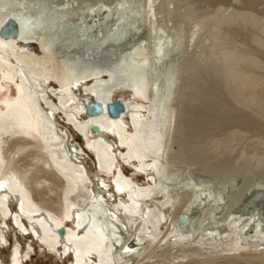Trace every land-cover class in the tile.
Instances as JSON below:
<instances>
[{"label":"bare ground","instance_id":"bare-ground-1","mask_svg":"<svg viewBox=\"0 0 264 264\" xmlns=\"http://www.w3.org/2000/svg\"><path fill=\"white\" fill-rule=\"evenodd\" d=\"M3 1L0 0V28L11 17L21 30L16 38L0 37V94L10 85L14 87L12 98L4 96L0 100L3 223L7 218L12 219L14 226L34 239L43 251L61 259L70 256V264H139L157 247L175 246L201 236L205 242L219 244L220 227L212 232L213 224L203 223L201 206L209 203L210 194L196 207L190 202L181 205L174 178L165 175L175 142L171 129L172 82L169 84L174 74L164 72L154 80L151 71H155L154 59L162 67L179 53L177 44L163 40L160 33L155 38L147 36L152 43L146 44L147 39L140 37L138 44L124 47L126 50L116 66L106 69L105 55L114 47L122 48L126 38H133L135 26L122 27V18H117L115 23L119 21V24L112 26L127 32V37L118 35V42L108 36L107 42L102 38L103 41L96 43L89 37H75L74 31L87 29L68 20L71 24L65 26L66 33L73 38L64 39L63 43L67 44L63 47L61 42H52L43 31L48 21L41 13L50 14L45 7L40 5L41 13H37L40 16L34 17L32 25L28 18L22 17L23 10L37 0H28L26 4L27 0H18L20 8L14 7L12 11L3 7ZM153 4L154 0H145L144 10L154 12ZM59 8H64L63 2ZM50 15L59 19L68 17ZM28 43L36 46L37 54L24 48ZM120 89L129 98L114 97ZM45 90L55 98L50 99ZM116 99L121 100L125 109L118 118H110L106 105ZM91 100L103 106L101 114H86L85 105ZM52 112L61 114L67 127L80 134L82 143L95 155L96 170L108 177L109 184L87 171L80 157L82 149L77 143L72 144V134L57 124ZM112 136L115 141L111 140ZM117 157L138 176L143 175L147 184H137L126 176L117 166ZM24 159L28 161L23 162ZM44 188L49 189L48 195ZM199 190L200 186L189 183L182 194L190 198ZM52 191L54 198V194L49 196ZM121 196L127 201H120ZM244 198L235 216L239 219L244 215L250 218V224L261 221L260 226H264V190H254ZM257 215H261L259 219ZM181 216L188 224L180 221ZM64 221H71L73 228L64 227ZM61 229L63 236L59 235ZM256 230L255 226L250 240L257 239ZM4 235H7L5 228L0 226V244ZM133 243L137 244L136 248H132ZM30 247L28 243L27 249ZM9 259L10 264H22L25 256L14 246Z\"/></svg>","mask_w":264,"mask_h":264},{"label":"rangeland","instance_id":"rangeland-1","mask_svg":"<svg viewBox=\"0 0 264 264\" xmlns=\"http://www.w3.org/2000/svg\"><path fill=\"white\" fill-rule=\"evenodd\" d=\"M17 1L4 0L3 7L6 10L20 8ZM62 2L64 8L60 9ZM144 3L145 0H37L30 8L23 6L26 9L22 17L28 18L29 25H32L34 17L40 16L37 14L41 13L38 9L40 5L50 14L68 15L59 19L45 11L41 13L48 21V27L43 31L52 42H61L63 47L67 44L63 43L64 39L73 38L66 33L65 26L71 24L68 20L87 29L74 31L75 37H89L96 43L103 41L102 38L107 42L108 36L118 42V35L127 37V32L116 28L119 24V21L115 23L117 18H122V27L129 26L128 29H131L135 26L134 37L125 40L127 46L120 44L123 49L114 47L110 54L105 55L107 63L103 67L106 69L116 66L123 51L130 47L128 45L138 44L140 37L147 39V44L152 43L147 36L155 38L160 33L163 40L177 44L179 53L162 67L154 59L155 71H151L154 80L160 74L163 76L164 72L174 74V80L169 84L172 82L171 129L175 142L165 175L174 178L181 205L190 202L196 207L210 194L209 203L201 206L204 208L203 223L213 224L212 232H217L220 227V243L205 242L201 236L202 240L193 238L175 246H160L143 261L140 259L139 264H264L262 222L253 225L249 222L250 218L243 215L238 219L235 216L240 212L244 197L254 190H264V0H154V12L149 13L144 10ZM114 23L116 26H112ZM28 44L24 48L37 54L36 46ZM149 78L152 80V77ZM6 88L0 94V100L4 96L12 98L13 85ZM45 93L50 99L55 98L47 90ZM80 93L76 92L78 96H81ZM119 95L124 98L130 96L123 89L114 93V97ZM52 114L57 124L72 134V144L77 143L82 149L80 157L87 171L91 175L97 174L109 184L108 177L96 170L94 153L77 140V135L67 127L61 114ZM124 122L129 130L126 120ZM111 140L116 138L112 136ZM117 160V166L126 176L137 184H147L143 175H140L141 178L119 157ZM26 161L28 159L23 160ZM189 183L200 186V190L190 198L182 194ZM48 190L44 188L47 195ZM49 196L54 198L55 192H49ZM105 200L109 202L108 197ZM115 200L113 197L110 203ZM120 201L127 199L121 196ZM260 216L257 215V218ZM3 220L0 214V226L7 234L3 244H0V264H10V252L14 246L19 247L25 256L22 264L72 262L70 256L61 259L59 255L43 251L34 239L23 235L14 226L12 219L7 218L5 224ZM63 225L66 228L74 226L71 221H64ZM255 226L257 239L250 240ZM28 243L31 244L29 251ZM136 247L137 244L133 243L132 248Z\"/></svg>","mask_w":264,"mask_h":264},{"label":"water","instance_id":"water-1","mask_svg":"<svg viewBox=\"0 0 264 264\" xmlns=\"http://www.w3.org/2000/svg\"><path fill=\"white\" fill-rule=\"evenodd\" d=\"M20 32L19 23L9 17L0 28V37L3 39L16 38ZM124 109V104L120 99H116L106 105V113L110 118H118L124 112ZM85 112L88 116L101 114L103 112V106L96 100H91L85 105ZM77 137V140L81 141L80 134ZM180 221L183 224H188V220L183 216L180 217ZM63 234L64 230L61 229L59 235L63 236Z\"/></svg>","mask_w":264,"mask_h":264}]
</instances>
